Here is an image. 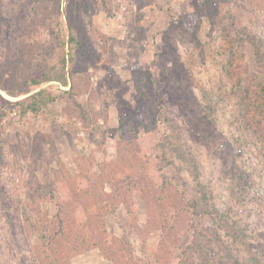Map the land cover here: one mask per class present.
<instances>
[{
    "label": "rangeland",
    "instance_id": "obj_1",
    "mask_svg": "<svg viewBox=\"0 0 264 264\" xmlns=\"http://www.w3.org/2000/svg\"><path fill=\"white\" fill-rule=\"evenodd\" d=\"M71 4L0 0V264L264 261V0Z\"/></svg>",
    "mask_w": 264,
    "mask_h": 264
},
{
    "label": "trees",
    "instance_id": "obj_2",
    "mask_svg": "<svg viewBox=\"0 0 264 264\" xmlns=\"http://www.w3.org/2000/svg\"><path fill=\"white\" fill-rule=\"evenodd\" d=\"M73 4H71V7L73 8L74 12H76V15L78 17L84 18L86 20V16L83 14V12H86V0H71ZM96 7H104V10L108 9L106 8V0H102L101 4L98 2V0H94ZM87 13V12H86ZM68 17L70 18L71 16L68 14ZM72 33H70L69 37V45H73L76 47L80 46V41L79 37H77L73 33V29L71 28ZM248 38V37H246ZM33 42H36V39H33ZM66 64L67 61L65 59V55L61 61V63L58 66L52 67L48 69V71H45L41 73L37 78H34L30 82L26 83V88H33L34 90H37L31 95L26 96L23 99H20L14 103V106L19 110L20 115L25 118L28 116V114L33 113H52V107L53 105L57 102L58 100V95L55 94L53 89L49 86H44L45 84H50L53 82H56L60 84L62 87H67L70 86L69 78L66 73ZM74 76V74H73ZM73 88V86H71ZM74 90V89H73ZM72 90V91H73ZM9 92V91H8ZM26 91H20L19 93L15 94V96L23 95L26 94ZM64 94H71V92L64 91ZM8 104H11L12 102L10 101H5ZM218 212V211H217ZM65 218L63 217V213L60 212L58 214L57 219L51 220L50 225L53 226V229L49 231L48 233V244L45 246V252L47 253V257H52V248L51 244L55 242L63 232H65ZM219 246V245H217ZM231 244L229 246H225L223 248L224 254L222 256L225 258H229L234 256L235 258H238L235 260V262L240 261L241 259V253L232 255L231 253ZM51 253V254H50ZM232 260V259H231ZM54 264V263H51ZM55 264H60V263H55ZM246 264V263H244ZM257 264H264V261L259 262Z\"/></svg>",
    "mask_w": 264,
    "mask_h": 264
}]
</instances>
